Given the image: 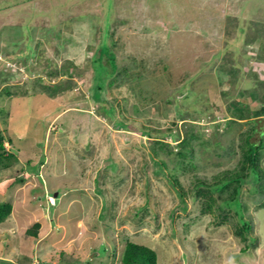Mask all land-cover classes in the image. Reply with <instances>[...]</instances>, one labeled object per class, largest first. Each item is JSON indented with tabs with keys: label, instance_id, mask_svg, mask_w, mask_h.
<instances>
[{
	"label": "rangeland",
	"instance_id": "1",
	"mask_svg": "<svg viewBox=\"0 0 264 264\" xmlns=\"http://www.w3.org/2000/svg\"><path fill=\"white\" fill-rule=\"evenodd\" d=\"M263 104L264 0H0V264H264Z\"/></svg>",
	"mask_w": 264,
	"mask_h": 264
},
{
	"label": "trees",
	"instance_id": "2",
	"mask_svg": "<svg viewBox=\"0 0 264 264\" xmlns=\"http://www.w3.org/2000/svg\"><path fill=\"white\" fill-rule=\"evenodd\" d=\"M113 67H114V64H113ZM112 71H113V68H112ZM7 93L9 94V92ZM95 100L97 103H101L100 98L95 99ZM114 110L115 109L113 107L110 108L111 114H113ZM253 116L259 119L264 118V104L261 106V108H259L258 110H255V112L253 113ZM123 125L127 127V125L123 124L122 122L118 124V126H123ZM262 132H264V130ZM139 133H146L148 135H151V132H139ZM251 144L254 145L255 143H251ZM247 145L251 146L249 141L246 142V146ZM259 147H262L261 143ZM3 149L4 148L2 144V137L0 136V170L7 169L12 165V160L10 159H12L13 156L10 153L4 154ZM253 150L254 149L252 148V146L249 149H247L244 157L246 159L245 162L246 161L249 162V165H248L250 169L249 176H251L252 178H258L259 173H260V170L256 169V166L258 165V161H257L258 156L257 154H255L256 151L254 152ZM4 155H6V157H3ZM13 160L15 161L16 159H13ZM42 163H43V156L41 157L40 163H38L37 166L33 167L34 170L32 172H36L35 170H37L40 164ZM243 179H244L243 175L233 174L230 178H228L227 180H224L221 183V185L216 184L213 189L215 191H224L226 188H228V186L230 187L232 181L238 183ZM174 182H177V179L174 178ZM222 199H224L225 204L227 205V208L233 209V212H235L242 220L243 215H244V210L246 207L244 206V204L242 203L239 197L238 186L234 185L232 189L228 191V195ZM10 209H11L10 204L0 203V222L4 221L6 216L10 213ZM243 222L245 226L248 227L246 231L251 229V225L248 221L245 220ZM37 226H39V224H37ZM156 259H157V255L153 249L149 248L146 245L137 244L132 241H127L125 248L122 252L121 264H157Z\"/></svg>",
	"mask_w": 264,
	"mask_h": 264
},
{
	"label": "clouds",
	"instance_id": "3",
	"mask_svg": "<svg viewBox=\"0 0 264 264\" xmlns=\"http://www.w3.org/2000/svg\"><path fill=\"white\" fill-rule=\"evenodd\" d=\"M56 196H58V192L57 191L53 195H47L46 204L49 205V206L50 205H55L57 203ZM49 198H53L54 199V202L51 203Z\"/></svg>",
	"mask_w": 264,
	"mask_h": 264
},
{
	"label": "built area",
	"instance_id": "4",
	"mask_svg": "<svg viewBox=\"0 0 264 264\" xmlns=\"http://www.w3.org/2000/svg\"><path fill=\"white\" fill-rule=\"evenodd\" d=\"M50 199V202L53 203L54 202V199L53 198H49Z\"/></svg>",
	"mask_w": 264,
	"mask_h": 264
},
{
	"label": "crops",
	"instance_id": "5",
	"mask_svg": "<svg viewBox=\"0 0 264 264\" xmlns=\"http://www.w3.org/2000/svg\"><path fill=\"white\" fill-rule=\"evenodd\" d=\"M264 119V118H263Z\"/></svg>",
	"mask_w": 264,
	"mask_h": 264
}]
</instances>
